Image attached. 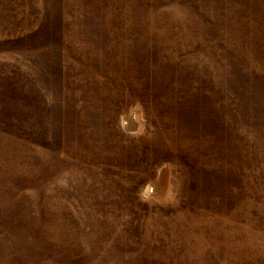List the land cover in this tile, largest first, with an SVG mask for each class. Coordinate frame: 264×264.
Wrapping results in <instances>:
<instances>
[{
  "label": "rangeland",
  "instance_id": "374dc122",
  "mask_svg": "<svg viewBox=\"0 0 264 264\" xmlns=\"http://www.w3.org/2000/svg\"><path fill=\"white\" fill-rule=\"evenodd\" d=\"M0 264H264V0H0Z\"/></svg>",
  "mask_w": 264,
  "mask_h": 264
},
{
  "label": "bare ground",
  "instance_id": "6f19581e",
  "mask_svg": "<svg viewBox=\"0 0 264 264\" xmlns=\"http://www.w3.org/2000/svg\"><path fill=\"white\" fill-rule=\"evenodd\" d=\"M147 196V195H146Z\"/></svg>",
  "mask_w": 264,
  "mask_h": 264
}]
</instances>
